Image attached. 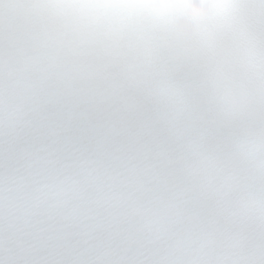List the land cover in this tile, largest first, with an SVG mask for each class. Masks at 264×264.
<instances>
[{"label":"snow or ice","instance_id":"6c2138e0","mask_svg":"<svg viewBox=\"0 0 264 264\" xmlns=\"http://www.w3.org/2000/svg\"><path fill=\"white\" fill-rule=\"evenodd\" d=\"M83 2L0 0V264H264V0Z\"/></svg>","mask_w":264,"mask_h":264},{"label":"clouds","instance_id":"9594fccd","mask_svg":"<svg viewBox=\"0 0 264 264\" xmlns=\"http://www.w3.org/2000/svg\"><path fill=\"white\" fill-rule=\"evenodd\" d=\"M224 0H84L87 18L100 24L163 21L173 35H195L220 18Z\"/></svg>","mask_w":264,"mask_h":264}]
</instances>
